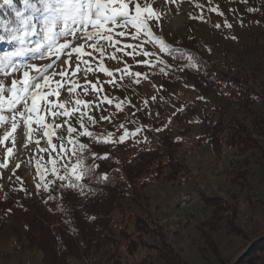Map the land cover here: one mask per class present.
<instances>
[{
  "label": "rangeland",
  "instance_id": "1",
  "mask_svg": "<svg viewBox=\"0 0 264 264\" xmlns=\"http://www.w3.org/2000/svg\"><path fill=\"white\" fill-rule=\"evenodd\" d=\"M152 7L161 13L159 22L153 23L151 29L166 45L163 51L159 41L152 42L140 34L136 40L131 35L116 37L121 43L115 47H106L102 58L99 53H94L96 60L91 63L93 71L86 75L81 71L72 77L78 86L71 94L67 88L73 85L69 84L59 90L58 97H49L55 103H64L70 112L67 117H52L44 113L46 122L51 125L50 135L56 150L52 151L47 143L48 138L39 132L36 137L40 139L39 147L34 142L26 148L18 145L16 155L9 158L8 167L0 168V189L4 191L14 179L20 178L32 190L37 191V185L42 183L37 164L40 166L39 173H42L41 166H49L53 159L60 162L66 155H57L60 145L63 144L69 151L70 136L75 139L85 130L100 141H108L105 143L107 152L111 150L117 158L129 156L141 147L155 146L154 139L168 132L181 139L176 156L187 165L188 179L180 178V186L176 182H151L140 190L142 195L149 196V206H143L148 208L151 217L163 227L174 250L186 264H231L242 252L244 239L229 233L223 224L209 233L211 244L205 241L196 225L207 219L211 211L204 207L196 190L201 189L206 194L222 197L234 193L238 204L237 221L244 227L248 237L252 238L264 231L263 160H258V156L251 158L245 166L249 173L245 184L240 186L233 183L232 169L237 168L247 154H240L234 148L226 146L222 147L221 153H217L205 139L198 138L201 133L199 120L202 114L209 111L215 103H222L220 97L212 94L203 97L184 75L180 76L176 86L163 92L162 79L154 76L152 70L155 62L174 44L194 47L219 68L232 60L244 70L253 69L254 63H259L264 53V0H175L174 3L154 0ZM128 31L135 33V29L129 28ZM41 36L30 37L23 46L18 42L0 41V56L5 52H15L21 47L34 48V42L41 39ZM125 44L140 47L134 50L124 47ZM117 48L123 50L116 51ZM85 51L92 50L86 48ZM143 51L151 55L144 56ZM113 55L118 59H111ZM39 56L38 52L29 55L25 52L22 56L14 57L13 61L17 64L31 63L42 67L55 59L49 56L40 59ZM145 60L149 63H141ZM101 63L114 71L113 83L108 82L112 77L97 70ZM84 67L81 64V68ZM125 67L131 73L141 75L136 77L124 74L122 70ZM116 69L121 71L116 72ZM68 71L71 73L73 69L69 68ZM13 78L15 75L5 77L0 72V82L5 86H10ZM55 79L60 78L57 76ZM92 85H96V90H93ZM77 100L82 103L77 105ZM85 103L88 107H85ZM186 103L192 106V110H180ZM77 108L79 111L73 112ZM59 111L62 112L63 109ZM238 114L242 112L239 111ZM81 122L84 127H81ZM57 124L60 127H56ZM69 127L76 131L69 134ZM121 137H124L123 142H120ZM41 148L48 151H40ZM5 155V147L0 146V163L4 161ZM91 155L94 156V153ZM15 163H19L20 167L15 168ZM180 191L192 192L194 199L182 208L173 207L175 197ZM122 201L125 205L126 202L129 203V209L133 213H143L128 199ZM186 218L188 222H185ZM124 220L130 227L131 220L128 215H125ZM24 233V224L10 222L0 215V264H42L41 251L28 246ZM147 252L150 251L139 248L133 256L128 257L126 264H138ZM71 264L80 262L71 259Z\"/></svg>",
  "mask_w": 264,
  "mask_h": 264
},
{
  "label": "trees",
  "instance_id": "2",
  "mask_svg": "<svg viewBox=\"0 0 264 264\" xmlns=\"http://www.w3.org/2000/svg\"><path fill=\"white\" fill-rule=\"evenodd\" d=\"M15 4L17 8L23 7L20 0H15ZM0 21H11L10 27L17 24L14 12L7 6L0 8ZM4 34L0 30V35ZM152 72L162 79L163 92L176 86L184 75L203 97H220L222 103H215L202 114L198 138L205 139L217 153L226 146L247 154L232 169L233 183L245 184L249 174L245 166L256 156L263 160L264 171V53L253 69L244 70L232 60L219 68L194 47L174 44L155 62ZM191 107L186 103L180 110L190 111ZM74 140L84 164L91 169L78 182L83 185V193L79 188L61 187L67 181L52 175L51 161L49 166H41L43 179L37 191L20 178L4 191L0 189V215L10 222L24 224L27 244L41 251L42 264H71V259L80 264H126L139 248L151 253L147 252L138 264H186L163 227L143 206H149V196L140 191L153 181L176 182L180 186V178L188 179L187 165L176 156L181 139L165 132L154 139L155 146L141 147L124 158H117L111 150L107 152V144L98 143L100 140L93 135H78ZM79 144L85 148L80 150ZM70 145L60 162L53 159L60 175L64 174V163L75 161ZM96 156L107 158L95 159ZM45 183L47 190L43 188ZM196 191L204 207L211 211L207 219L196 225L205 241L211 244L209 233L224 224L229 233L244 239L242 252L231 264H264V231L248 237L237 221V196ZM125 198L143 213H133L129 203H123ZM125 215L131 220L130 227L125 223Z\"/></svg>",
  "mask_w": 264,
  "mask_h": 264
},
{
  "label": "snow or ice",
  "instance_id": "3",
  "mask_svg": "<svg viewBox=\"0 0 264 264\" xmlns=\"http://www.w3.org/2000/svg\"><path fill=\"white\" fill-rule=\"evenodd\" d=\"M20 2L23 5L22 8H17L15 0L0 2V8L7 6L12 9L17 21L16 26L12 27L9 26L11 21H0V30L5 33L0 35V41L18 42L23 46L30 37L41 36V34L42 36L41 39L34 42V48L21 47L15 52H5L3 56H0V72L5 77L15 75V78L10 80V86H5L3 82H0V133H2L0 134V146H4L6 150L0 168L8 167L9 158L16 155L15 150L18 145L26 148L34 142L39 147L40 139L36 138L38 132L48 138L47 143L51 146L52 151L56 150V146L52 145L51 125L46 122L44 113H48L52 117L60 115L67 117L70 112L65 108L64 103H55L49 97H58L59 90L69 84L73 85V87L67 88L71 94L78 86L72 77L81 71L85 75L87 72L93 71L91 63L96 60L94 53H99L102 58L106 47H115L116 44L121 43L116 37H125L126 35H131V38L136 40L140 34H143L152 42L159 41L162 45L161 51L166 47L151 29V25L158 23L161 17V13L152 7L154 0H20ZM165 2L174 3L175 0H165ZM116 28L120 30L115 31ZM129 28L135 29V33H130ZM124 47L135 50L140 46L125 44ZM86 48L92 51H85ZM122 50L121 48L116 49V51ZM29 51L38 52L40 59H44L46 56L55 57V59L42 67L31 63H14V57L22 56ZM142 54L144 56L151 55L147 51H143ZM85 57L91 59H85ZM110 58L118 59L114 55ZM141 63L149 62L145 60ZM81 64L85 65L83 69ZM69 68L73 69L71 73L68 71ZM97 70L113 78L108 81L109 83L114 82L113 70L103 66L102 63ZM115 71L120 72L121 70L116 69ZM122 71L124 74L136 77L141 75V73H131L127 67ZM57 76L60 79H55ZM121 79H123V75ZM92 87L93 90H96V85H92ZM85 91L87 90L85 89ZM81 103L79 100L76 101L77 105ZM85 107H88L87 103H85ZM59 109H63V111L61 112ZM75 111H79V109H73V112ZM82 117L83 114H81V121ZM102 119L106 118L102 117ZM89 120L95 123L92 117H89ZM56 127H60V125L57 124ZM81 127H84L82 122ZM74 131H76L75 128H68L69 134ZM81 135L91 136V133L85 130L81 132ZM125 135H129V133H125ZM123 139L124 137H121L120 142H123ZM68 142L73 145L71 153L75 156V161L64 163V174L60 175L55 166V160H51L53 164L51 172L60 181H67L66 184L62 183L61 187L79 188L83 193V185L78 182L91 169L87 168L77 151L76 141L70 136ZM97 142L107 143L108 141ZM78 148L83 150L85 145L79 144ZM39 150L48 151L44 148ZM67 152L68 149L61 144L60 152L57 155L61 156ZM106 158V156L95 157V159ZM68 159L71 161V156ZM14 166L19 168L20 164L15 163ZM39 167L37 164L38 174L43 179V173H39ZM103 179L107 180L108 177L104 176ZM37 187L40 188L41 185L38 184ZM43 188L47 190L48 184L45 183Z\"/></svg>",
  "mask_w": 264,
  "mask_h": 264
},
{
  "label": "built area",
  "instance_id": "4",
  "mask_svg": "<svg viewBox=\"0 0 264 264\" xmlns=\"http://www.w3.org/2000/svg\"><path fill=\"white\" fill-rule=\"evenodd\" d=\"M191 197H192V192L187 194H179V196L175 198V205L173 207H178L180 203L187 202L189 199H191Z\"/></svg>",
  "mask_w": 264,
  "mask_h": 264
},
{
  "label": "bare ground",
  "instance_id": "5",
  "mask_svg": "<svg viewBox=\"0 0 264 264\" xmlns=\"http://www.w3.org/2000/svg\"><path fill=\"white\" fill-rule=\"evenodd\" d=\"M30 53H32V52H30V51H29V52H26V55H27V54L29 55ZM187 193H190V192H187V191H180V192L177 193L176 197H178L179 194H187ZM176 197H175V198H176ZM193 199H194V196H193V194H192L191 199H189L187 202H182V203H180V205H178V207L182 208V207L188 205Z\"/></svg>",
  "mask_w": 264,
  "mask_h": 264
}]
</instances>
